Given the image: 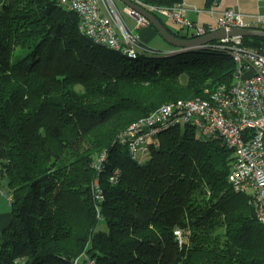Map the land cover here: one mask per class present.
Instances as JSON below:
<instances>
[{"label":"trees","instance_id":"16d2710c","mask_svg":"<svg viewBox=\"0 0 264 264\" xmlns=\"http://www.w3.org/2000/svg\"><path fill=\"white\" fill-rule=\"evenodd\" d=\"M79 23L58 0H0V180L12 204L0 264H264L257 201L229 180L232 149L173 125L140 161L119 138L163 103L232 83V56L132 59ZM18 46L27 52L13 59Z\"/></svg>","mask_w":264,"mask_h":264},{"label":"built area","instance_id":"2783aa9c","mask_svg":"<svg viewBox=\"0 0 264 264\" xmlns=\"http://www.w3.org/2000/svg\"><path fill=\"white\" fill-rule=\"evenodd\" d=\"M58 1L78 13L81 31L95 42L108 45L132 59L143 53L155 52L141 41L139 33L124 19L115 0ZM134 1L161 18L174 20L180 31L193 29L192 33L188 32L193 36L219 28L227 31L233 27L254 25L264 28L262 12L252 14L254 19L248 21L244 13L229 7L220 13L216 23L201 25L187 18L184 0L172 5ZM218 2L219 0H211L213 5ZM125 12L136 18L138 26L150 24L146 16L130 6H125ZM203 47L226 51L232 56L236 63L233 82L207 88L205 97L163 103L133 122L119 134V138L128 144L134 158L138 157L140 149H147L148 152L149 143L156 134L173 125H190L203 139L220 141L234 153L229 173L233 188L252 194L257 201V219L264 226V44L249 47L243 43V36L228 35ZM146 127H150V130L146 131ZM104 158L105 153L99 160ZM114 178L116 176L111 177L112 180ZM97 195L103 196L100 191ZM176 233L181 236L180 229Z\"/></svg>","mask_w":264,"mask_h":264},{"label":"crops","instance_id":"0c3cea01","mask_svg":"<svg viewBox=\"0 0 264 264\" xmlns=\"http://www.w3.org/2000/svg\"><path fill=\"white\" fill-rule=\"evenodd\" d=\"M240 0H219V2L215 5L211 3V0H184V7L186 8V16L191 21L196 24L208 25L216 23L220 13L226 8H237V5ZM256 0L246 1L247 5L251 3H255ZM257 3V2H256ZM235 8V9H236ZM241 11V10H240ZM245 19L248 21H252L253 19H248L246 16H251L252 13L248 11L244 12ZM127 13V12H126ZM264 13V12H262ZM128 14V13H127ZM129 15V14H128ZM254 15V14H253ZM133 19V23L128 24L133 27L140 35L141 41L148 47L158 49L155 46L151 45L150 42L156 39V35H159V31L155 29L152 24H146L138 26L136 18L129 15ZM165 21V20H164ZM166 25L170 27L172 30H178V25L175 27L172 25V22L165 21ZM174 23H176L174 21ZM163 38V37H162ZM169 44V42H168ZM161 45V44H160ZM162 46V45H161ZM159 50H163L164 54H171L176 51L172 46L171 47H161ZM163 55V54H162ZM12 218V204H11V192L8 186L7 178L0 180V247L2 242V230L10 223Z\"/></svg>","mask_w":264,"mask_h":264},{"label":"water","instance_id":"95a60500","mask_svg":"<svg viewBox=\"0 0 264 264\" xmlns=\"http://www.w3.org/2000/svg\"><path fill=\"white\" fill-rule=\"evenodd\" d=\"M127 6H130L141 14L146 16L150 23L159 31L160 35L169 42V44L176 47L177 52H188L197 48L203 47V45L212 42L214 40L221 39L228 35L235 36H261L264 37V28L258 27H233L231 30L227 31L225 28H219L213 31H210L206 34L193 37H184L178 36L172 32L165 22L153 12H150L145 7L136 3L134 0H121ZM154 49V48H153ZM161 56H163L161 54Z\"/></svg>","mask_w":264,"mask_h":264},{"label":"rangeland","instance_id":"374dc122","mask_svg":"<svg viewBox=\"0 0 264 264\" xmlns=\"http://www.w3.org/2000/svg\"><path fill=\"white\" fill-rule=\"evenodd\" d=\"M116 1V3H117V5H118V7H119V9L122 11V15H123V17H124V19L127 21V22H129L130 24L131 23H133L134 21H133V19L125 12V6H127L124 2H122L121 0H115ZM246 1H251V0H240V4H238L237 5V10H241V11H244V12H246V11H248L249 13H252V14H257V13H259V12H264V0H256V2L255 3H251V4H248L247 5V3H246ZM151 12V11H150ZM246 18H250V19H254L253 17H251V16H246ZM162 19L163 20H165V21H169L170 22V20L172 21V22H170V23H172V25H174L175 27L177 26V24L176 23H174V20H172V19H168V18H166V17H162ZM176 31H180V30H177V29H175ZM192 33L193 32V29H191V28H186V29H183V30H181V33L182 34H186V33ZM163 36L162 35H156V39L155 40H153V41H151L150 42V44L151 45H153V46H155L156 48H158V47H173V45H171V44H168V42L164 39V37L162 38ZM162 46H161V45ZM160 48H158V49H160ZM174 49H176V48H174ZM198 49H200V48H198ZM196 50V49H195ZM195 50H193L192 52H186L185 53V55L186 56H188V57H192V56H196V55H198V53H196V51ZM26 52H27V50L24 48V47H21V46H18V47H16L15 48V50H14V56H13V59H17L18 57H21V56H23V55H25L26 54ZM166 57L163 55V56H156V57H154V58H145V59H150V60H152L153 62H157V61H159V62H162V61H165L166 59H165ZM131 66H128V68H130ZM156 109V108H155ZM154 109V110H155ZM153 111V110H152ZM148 115V114H147ZM146 116V115H145ZM144 117V116H143ZM142 118V117H141ZM140 119V118H139ZM138 119V120H139ZM138 120H136V121H138ZM135 122V121H134ZM145 130L146 131H149L150 130V127H146L145 128ZM156 137V136H155ZM154 137V138H155ZM145 145V144H144ZM148 152H147V149H140V152H139V154H138V157L137 158H139V160L141 161V160H143L144 159V157L146 156V154H147ZM101 226H104V224H101Z\"/></svg>","mask_w":264,"mask_h":264}]
</instances>
